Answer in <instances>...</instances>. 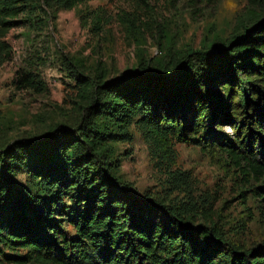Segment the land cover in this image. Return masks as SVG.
<instances>
[{"label":"trees","instance_id":"trees-1","mask_svg":"<svg viewBox=\"0 0 264 264\" xmlns=\"http://www.w3.org/2000/svg\"><path fill=\"white\" fill-rule=\"evenodd\" d=\"M36 1L0 0V39L28 22ZM59 1L68 10L87 2ZM247 2L240 28L213 50L170 52L117 78L77 72L79 124L0 148L4 264H264V242L247 248L179 202L140 195L111 157V143L131 141L138 126L156 155L170 158L176 143L198 147L239 171L264 203V0ZM0 52V62L10 55L3 42ZM16 84L48 90L32 73ZM20 173L48 196L32 200L16 184Z\"/></svg>","mask_w":264,"mask_h":264},{"label":"rangeland","instance_id":"rangeland-1","mask_svg":"<svg viewBox=\"0 0 264 264\" xmlns=\"http://www.w3.org/2000/svg\"><path fill=\"white\" fill-rule=\"evenodd\" d=\"M86 1L71 10L59 0L36 1L22 16L28 22L0 39L10 52L0 62L1 149L17 141H40L80 123L77 72L93 77L104 70L107 78H117L143 62L166 61L170 52L213 50L240 28L248 7L247 0ZM96 17L99 29L92 27ZM23 73H32L48 90L19 89L16 80ZM131 138L111 143L123 184L140 195L179 202L195 212L199 224L217 221L229 238L247 248L264 242V203L239 171L185 144H174L168 159L156 155L138 126ZM15 181L32 200L48 196L47 188L29 181L26 173ZM63 204L70 211L71 203Z\"/></svg>","mask_w":264,"mask_h":264}]
</instances>
